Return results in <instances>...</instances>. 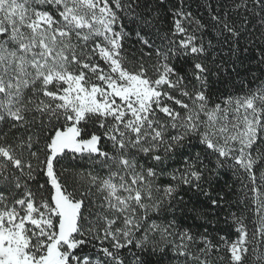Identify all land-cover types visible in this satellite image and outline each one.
<instances>
[{
    "label": "snow or ice",
    "instance_id": "obj_1",
    "mask_svg": "<svg viewBox=\"0 0 264 264\" xmlns=\"http://www.w3.org/2000/svg\"><path fill=\"white\" fill-rule=\"evenodd\" d=\"M254 3L264 13V0ZM138 7L137 0H0V264H126V248L133 264H147L143 254L169 245L186 258L181 264H209L222 248L229 264H246L249 254L264 264V83L211 104L210 76L225 69L210 66L212 43L198 35L206 25L182 10L173 13L180 39L157 48L141 36L155 62L142 54L130 67L124 18L152 23ZM212 19L225 42H237L233 55L241 51L236 22L227 14ZM260 28L264 40V16ZM179 57L191 61L187 71L175 67ZM192 137L214 154L215 169L199 153L167 173L150 163L172 159ZM69 154L100 163L106 174L89 172L70 188L56 168ZM221 168L240 179L254 227L233 214L239 235L213 244L168 213L182 201V185L210 197L208 208L220 207L224 197L212 198L210 189ZM41 174L34 192L30 182ZM87 245L103 259L82 256Z\"/></svg>",
    "mask_w": 264,
    "mask_h": 264
},
{
    "label": "trees",
    "instance_id": "obj_2",
    "mask_svg": "<svg viewBox=\"0 0 264 264\" xmlns=\"http://www.w3.org/2000/svg\"><path fill=\"white\" fill-rule=\"evenodd\" d=\"M137 2L139 4L136 9L137 13L147 16L152 23L151 26H144L133 23L127 17L124 18L125 30L128 33L124 40V47L133 61V64L129 65L130 67L134 66L135 59L142 54L146 64L155 62L154 54L151 57L146 55L152 49L142 44L141 36L149 39L157 48L166 46L169 39H180L178 34L172 35L173 22L176 18L173 13L176 10H182L191 12L195 19L206 25L203 32L198 33V35L203 36L205 44L208 41L212 43L210 66L215 68L216 65H220L225 69V71H220L218 75L210 76L208 95L211 104H223L225 98L242 95L250 88L255 89L264 83V65L258 62L261 47H264V40L260 39V22L264 13H260L259 6L254 3V0H163V3L160 0H137ZM225 14H227L228 19L236 22V27L240 29L241 33L238 41V48L241 51L236 52L235 55H233V51L237 47V42L232 40L225 42L224 35L219 33L216 23L212 19L214 15L223 17ZM137 32L140 35H137ZM173 63L182 72L191 67V61L184 57L174 58ZM4 130H6V126L0 125V132ZM12 139L13 133L9 132L7 141L11 142ZM190 140L191 142L186 143L184 148L180 149L172 159L160 165H156L155 162L150 163L165 169L167 173L173 168L182 167L184 159L194 158L199 153L204 164L209 169H215L214 154H210L198 138L192 137ZM56 168L61 180H67L70 188L84 184L89 172L104 175L107 171L98 162L90 163L87 157L71 158V154H69V158L63 159L60 164L56 165ZM79 173L83 174L84 179L77 175ZM205 176H207V172H205ZM44 179L41 174L38 181L30 182L34 192L37 191V182L43 183ZM168 182L169 178L165 174L160 183L167 184ZM208 187V184H202V188L207 189ZM2 188L3 186L0 185V189ZM210 190L212 198L224 197L220 207L208 208L210 197L205 196L202 190L182 185L178 193V196L182 197V201L177 200L176 207L173 212L168 213V218L174 215L178 228L188 229L196 236H207L213 244L222 243L220 241L221 236H226L229 241H232L239 235L235 231V225L232 221L233 214L243 215L249 230L254 227L253 214L246 207L249 201L244 199V191L246 190L242 191L240 179L231 169H219V174L212 176ZM193 207L200 208L202 215L195 216L190 211ZM197 247H203V245H194L193 250ZM133 251L140 255L138 250L133 249ZM81 255L103 259L102 254H99L98 250L91 245L84 246ZM122 255L126 264H133V257L127 248L122 250ZM228 255L223 248L220 252L213 250L209 254V264H229ZM220 256H223L224 259H219ZM142 258L147 264H181L186 259L175 256L168 246L164 248L163 252L157 251L151 256L145 253ZM246 264H254L251 254L246 257Z\"/></svg>",
    "mask_w": 264,
    "mask_h": 264
},
{
    "label": "rangeland",
    "instance_id": "obj_3",
    "mask_svg": "<svg viewBox=\"0 0 264 264\" xmlns=\"http://www.w3.org/2000/svg\"><path fill=\"white\" fill-rule=\"evenodd\" d=\"M168 247H169V249L172 251V247H171V245H169ZM172 252H173V251H172Z\"/></svg>",
    "mask_w": 264,
    "mask_h": 264
}]
</instances>
